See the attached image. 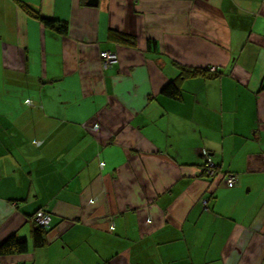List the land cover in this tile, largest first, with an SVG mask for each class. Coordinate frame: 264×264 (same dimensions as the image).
<instances>
[{"label": "crops", "instance_id": "1", "mask_svg": "<svg viewBox=\"0 0 264 264\" xmlns=\"http://www.w3.org/2000/svg\"><path fill=\"white\" fill-rule=\"evenodd\" d=\"M85 2L0 0V264H264V0Z\"/></svg>", "mask_w": 264, "mask_h": 264}, {"label": "trees", "instance_id": "2", "mask_svg": "<svg viewBox=\"0 0 264 264\" xmlns=\"http://www.w3.org/2000/svg\"><path fill=\"white\" fill-rule=\"evenodd\" d=\"M41 21L46 27L57 32V34L66 33V30H67L66 27L67 26H66L65 22L50 20V19H46V18H41ZM109 39L113 43L121 45V46H126V47H131V48L136 47V39L134 37L129 36V35H124V34L116 32V31H112L109 33ZM156 47H157L156 42L151 40V39H148V41H147V52H153L154 54L157 53ZM104 52H109L111 54H114V55H116V58H117L116 53H112L110 51H104ZM117 62H118V58H117V61L115 63H112L108 67L117 64ZM102 66H103V60H102ZM179 70H180V73L178 76L179 81H182L184 79H190V78H194V79L206 78V77L210 78L212 76L210 74V70L208 71V69H206V68L202 69V68H196V67H179ZM161 94L163 96H167L168 98L173 99V100H177L181 96L179 86L174 82L168 83L162 89ZM40 142L34 141L33 144L34 145H40L41 144ZM203 151H205L206 155H201V158L203 160L202 165H201V167H202L201 173H202V175H204L206 177H213L217 174L215 163L212 160L210 154L207 152V150L204 149ZM206 158L210 159L212 166H210V167L206 166L208 164V162L206 161ZM209 169H211V171H212L211 173H208ZM226 175L223 178V182H224ZM236 184H234L233 186H235ZM233 186H231V187H233ZM39 212H42L47 217H49V222H48L47 226L42 227L35 222V219H34L35 215ZM30 220L33 224L31 232H30L32 248L33 249L43 248L48 243V235H49V232H50L51 227H52V216L48 211L39 209L38 211H36L35 214H33L31 216ZM28 250H29L28 240L25 237H21L18 234L14 233V234L10 235L8 238H6L0 244V257H4V256H8V255H15V254H23V253H26Z\"/></svg>", "mask_w": 264, "mask_h": 264}, {"label": "built area", "instance_id": "3", "mask_svg": "<svg viewBox=\"0 0 264 264\" xmlns=\"http://www.w3.org/2000/svg\"><path fill=\"white\" fill-rule=\"evenodd\" d=\"M100 58H102V60H103V67L104 68L108 67L109 65H111L112 63H115L117 61L116 55L111 54L109 52H101ZM212 70H214V68ZM96 127H98V126H96ZM202 154L206 155L205 151H203ZM206 161L208 162V164L206 166H208V167L212 166V163L210 162L209 158H206ZM211 172H212L211 169H209L208 173H211ZM224 182H225V185H227L228 187H231L238 182V177L232 173H228L224 179ZM34 219H35V222L42 227L47 226L48 222H49V217H47L42 212L37 213L35 215Z\"/></svg>", "mask_w": 264, "mask_h": 264}, {"label": "water", "instance_id": "4", "mask_svg": "<svg viewBox=\"0 0 264 264\" xmlns=\"http://www.w3.org/2000/svg\"><path fill=\"white\" fill-rule=\"evenodd\" d=\"M85 4L90 7H95L98 5V0H86Z\"/></svg>", "mask_w": 264, "mask_h": 264}, {"label": "rangeland", "instance_id": "5", "mask_svg": "<svg viewBox=\"0 0 264 264\" xmlns=\"http://www.w3.org/2000/svg\"><path fill=\"white\" fill-rule=\"evenodd\" d=\"M201 153H203V151ZM201 155H203V154H201Z\"/></svg>", "mask_w": 264, "mask_h": 264}]
</instances>
